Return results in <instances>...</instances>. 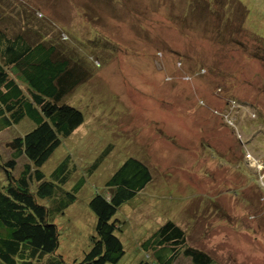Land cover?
<instances>
[{"label":"rangeland","instance_id":"1","mask_svg":"<svg viewBox=\"0 0 264 264\" xmlns=\"http://www.w3.org/2000/svg\"><path fill=\"white\" fill-rule=\"evenodd\" d=\"M238 1L248 10L245 24L234 7L231 26L223 28L218 11L230 0H5L22 4L33 21L47 18L57 40L86 63H101L62 98L84 120L41 166L53 180L69 155L76 170L64 188L84 182L74 202L53 204L49 216L62 247L41 264L79 259L64 240L89 237L90 196L131 158L149 168L151 180L117 210L125 249L117 264H130L140 233L167 220L217 264H264V0ZM2 13L12 18L16 9L4 6ZM27 119L14 125L17 132L36 125ZM11 129L0 131V189ZM27 162L19 157L14 174ZM14 264L36 260L19 255ZM174 264L193 263L180 255Z\"/></svg>","mask_w":264,"mask_h":264},{"label":"trees","instance_id":"2","mask_svg":"<svg viewBox=\"0 0 264 264\" xmlns=\"http://www.w3.org/2000/svg\"><path fill=\"white\" fill-rule=\"evenodd\" d=\"M16 4L0 0V131L12 128L9 147L13 149L10 157L4 158L1 163L7 183L0 189V257L14 264L16 256L29 254L36 264H41L45 256L49 257L62 247L59 226L49 216L53 204L61 203L59 206H62L64 198L74 202L77 191L84 183L81 178L69 190L64 188L66 183H71L68 180L76 170L70 164L69 155L52 172L53 180L45 178L41 166L62 139L84 120L83 113L61 102L62 98L90 80L101 63H86L83 56L72 49L73 46L65 47L57 40L56 33L47 27V18L36 17L34 22L24 15L27 14L24 6ZM8 5L16 9L12 18H5L2 13L3 7ZM205 5L211 8L209 2L208 6ZM226 5L227 11H218L223 28L231 26L234 7L243 15V20H239L245 24L246 6L238 0H230ZM193 7L194 2H189V8L193 10ZM13 18L20 21L19 27L11 21ZM36 22L39 24L36 25ZM97 60L101 61V58ZM232 102L235 103L234 100ZM23 119L36 125L29 131L17 132L14 125ZM21 156L29 162L23 165L19 175H15L14 170ZM150 180L149 168L131 158L106 180L104 187L90 196L88 209L95 217L93 231L88 238L70 237L64 240V244L73 243V254L79 258L73 264L118 263L125 249L117 233L122 223L117 210ZM105 190H108L107 194H104ZM38 199L51 203L43 205ZM74 209H69V213L72 214ZM67 210L62 209L59 214ZM72 231V235L77 233V229ZM129 238L130 235L123 236V239ZM77 240L85 246H79ZM136 252L132 257H128L132 252L127 255L130 264H174L180 255L190 258L193 264H217L209 253L189 245L186 231L171 220L155 230L140 233ZM57 256L62 258L61 254ZM48 259L47 262L53 264L51 258Z\"/></svg>","mask_w":264,"mask_h":264}]
</instances>
